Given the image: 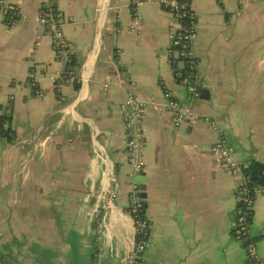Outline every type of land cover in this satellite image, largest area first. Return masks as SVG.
<instances>
[{
  "label": "crops",
  "instance_id": "crops-1",
  "mask_svg": "<svg viewBox=\"0 0 264 264\" xmlns=\"http://www.w3.org/2000/svg\"><path fill=\"white\" fill-rule=\"evenodd\" d=\"M0 18V112L11 140H0V264H126L135 244L127 213L133 180L121 104L142 102L145 193L150 247L141 264H246L232 233L242 174L212 156L224 140L235 160L264 163V0H188L196 14L197 96L167 61L172 15L132 0H54L74 82L53 90L64 67L38 23L43 0ZM29 77L44 92L30 94ZM168 89L197 117L178 127ZM98 214V217L96 216ZM249 233L264 259V193L252 206Z\"/></svg>",
  "mask_w": 264,
  "mask_h": 264
},
{
  "label": "built area",
  "instance_id": "built-area-1",
  "mask_svg": "<svg viewBox=\"0 0 264 264\" xmlns=\"http://www.w3.org/2000/svg\"><path fill=\"white\" fill-rule=\"evenodd\" d=\"M256 1V0H250ZM134 12L132 18L131 30L138 31L142 24V15L137 11L136 6L143 3H153L168 11L174 21V27L168 32L169 47L167 50V61L170 65L175 58L180 55L185 57V62L190 69H195L196 58L191 50V44L197 38L196 14L186 0H132ZM54 0H43L39 6L37 16L38 23L44 28V32L51 38L56 55L63 61H68V53L71 52L67 40L64 37L61 22L53 14ZM21 17L20 7L16 3L8 0H0V18L8 26L16 24ZM184 61L179 59L177 64L182 65ZM51 87L58 91L65 83L76 81L74 76L69 74L65 76V64L60 70L55 71L49 76ZM27 85L30 88V94L35 98L44 96L43 90L35 82L33 77H29ZM186 89L194 96H197V89L193 83L185 84ZM163 96L167 109L173 115V126L178 127L189 117H197L191 106L182 103L170 90L164 89ZM143 102L134 94L127 93L124 102L121 104L123 113V123L126 130V155L130 167V176L133 180L130 185L129 203L127 213L131 216L134 224L135 244L133 251L127 258L126 264H141L142 255L150 247V229L149 222L145 216H142L144 199L141 196V184L136 176H139L144 169L143 133L139 128L141 110ZM209 152L223 161L229 169L239 171L243 163L233 158L231 149L224 140H218L209 147ZM254 192L264 193V186L254 187ZM241 200L243 208L235 210L234 238L240 242L250 238L249 225L246 221L247 214L251 213L254 198L247 195V190L243 189ZM98 217V214H96ZM244 246V245H243ZM246 264H264V259L256 255L255 241L247 240L244 246Z\"/></svg>",
  "mask_w": 264,
  "mask_h": 264
},
{
  "label": "trees",
  "instance_id": "trees-1",
  "mask_svg": "<svg viewBox=\"0 0 264 264\" xmlns=\"http://www.w3.org/2000/svg\"><path fill=\"white\" fill-rule=\"evenodd\" d=\"M188 2V0H186ZM133 3H131V7H133ZM53 14L55 17H57V10L55 8V4H53ZM181 59L184 62L182 65L177 64V61ZM77 64L76 60V55L72 52L68 53V61L65 62V76H69L71 72L74 71V67ZM173 74L177 82H180L182 84H187V83H193V85L196 87V71L195 69H190L188 65L185 62V57L180 55L179 57L175 58L174 62L171 65ZM74 86L78 87V84L74 81ZM2 106H0L1 108ZM10 113L7 112V108H5V111L2 113L0 112V140L1 139H6V140H11L13 137L12 131L10 129ZM239 172L243 176V182L239 186L237 192H238V199L236 203V209H239L240 207L243 208L244 204L241 200V196L243 195V189L245 188L247 190V195H251L253 198H255L256 193L254 192V187H259V186H264V163L257 161L255 159H252L248 161L247 163L243 164L239 170ZM145 206L143 202V211L141 212L142 216H145L144 213ZM251 215H252V210L249 215L247 214L246 216V221L249 225L251 221ZM234 221H235V215H234ZM234 226V223H233ZM231 233L234 237V227H232ZM250 235V233H248ZM247 240H253L255 241V238H253L250 235V238ZM246 240V241H247ZM246 241H242V245L245 246ZM243 246V247H244Z\"/></svg>",
  "mask_w": 264,
  "mask_h": 264
},
{
  "label": "water",
  "instance_id": "water-1",
  "mask_svg": "<svg viewBox=\"0 0 264 264\" xmlns=\"http://www.w3.org/2000/svg\"><path fill=\"white\" fill-rule=\"evenodd\" d=\"M230 170L232 171L233 169H230ZM141 189H142L141 196H142L143 198H145V193L143 192L144 188L141 187Z\"/></svg>",
  "mask_w": 264,
  "mask_h": 264
}]
</instances>
